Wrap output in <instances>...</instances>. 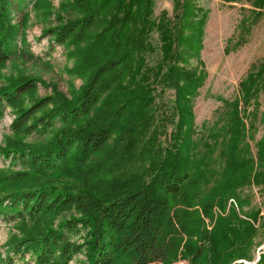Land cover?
<instances>
[{
    "label": "trees",
    "instance_id": "1",
    "mask_svg": "<svg viewBox=\"0 0 264 264\" xmlns=\"http://www.w3.org/2000/svg\"><path fill=\"white\" fill-rule=\"evenodd\" d=\"M77 1L75 10L81 9L82 17L44 31L57 45L82 44L114 2L116 9L108 19L113 27L110 36H115L112 40L100 35L91 46L90 60L98 65L76 99L57 92L33 97L36 80L0 91V121L5 107L14 110L9 127L14 138L0 148V157L9 162L0 170V221L18 223L21 235L8 244L11 249L7 258L0 257V264H14L10 253L23 264H70L79 255L85 256V264H173L182 248L195 264L249 259L255 228L232 208L223 213L236 189L264 182V110L255 160L245 143L246 121L258 115L264 94V60L240 83L236 100H221L225 127L210 133L209 142H195L191 148L193 104L204 80L200 73L178 65L183 50L198 55L200 49L192 37L185 36V30L198 26L191 0H173L174 21L166 15L155 20L151 0H96L91 7L83 5L85 0ZM255 2L256 7L264 6V0ZM19 5L20 1L0 0V65L26 53L28 47L18 46L11 24V14ZM194 30L199 32L198 27ZM153 33L160 37L162 60L148 70L145 58L153 52L148 43ZM150 80L175 92L174 147L165 154L155 153V158L145 156L133 178L125 176L93 189L74 173L105 151L114 136L122 141L129 132L127 123L148 119ZM104 101L109 103L102 110ZM137 107L138 112H133ZM48 134L46 143L14 140ZM220 145L222 165L213 158ZM64 173L82 181L67 182L61 179ZM108 190L112 191L104 194ZM215 208L221 214H215ZM208 219L215 222L211 231L205 228ZM196 237L207 242V249L197 246Z\"/></svg>",
    "mask_w": 264,
    "mask_h": 264
},
{
    "label": "rangeland",
    "instance_id": "2",
    "mask_svg": "<svg viewBox=\"0 0 264 264\" xmlns=\"http://www.w3.org/2000/svg\"><path fill=\"white\" fill-rule=\"evenodd\" d=\"M17 1H20L19 9L12 12L11 24L18 34V46H22L23 49L24 44H27L28 47L26 53L0 65V91L23 80H36L37 90L33 97L51 96L57 92L68 100H75L98 65H94V59L90 60L91 46H95L100 40L98 38L100 35L107 38L112 33L113 27L110 26L108 19L116 9L115 2L109 7L111 10L109 13L106 12L98 18L82 44L61 46L52 42L44 31L82 17L83 11L75 10V7L78 8V1L16 0V3ZM95 1L85 0L83 5L90 6V3L94 5ZM151 2L155 20L161 19L164 15L172 21L175 20L173 0ZM191 2L197 10L198 17L194 19V24L198 26L185 30V36L192 37L194 45H198L200 49L198 55L194 54L195 50H183L178 65L185 70L196 71L204 78L193 104V128L189 134L192 148L195 142L203 140L209 142L210 133L225 127V110L221 100L229 102L236 100L240 96V83L246 79L253 66L264 60V6L256 7L255 0L236 2L191 0ZM196 27L199 32H195ZM107 30L110 32L106 34ZM114 36L110 38L113 40ZM148 37L153 52L146 54L145 66L151 70L160 64L162 52L159 35L153 33ZM148 84L152 86L149 91L152 109L148 111V119L143 123L140 122L141 119L137 120L138 123L135 124L134 121L127 123L129 118L126 119L129 132L123 136L124 139L121 141L114 136L105 151L88 159L81 167V172L74 173L81 178L84 177L93 189L103 188L107 183L114 184L118 180L126 179L125 176L133 178L137 169L142 168L140 165L145 156L151 154L155 158L157 156L155 153L165 154L174 147L171 136L178 121L175 113V92L171 89L164 90L161 85L151 80L146 85ZM25 100L30 99L27 97ZM107 103L109 101H104L100 108L103 110ZM259 105L258 115L246 121L245 143L249 146L254 160L257 153L256 144L263 136L260 114L264 110V94L260 97ZM253 109L254 107L250 108V111ZM133 112H138V107ZM13 117L14 110L5 107L4 118L0 121V148L14 138L9 132ZM49 136L48 134L16 137L14 140L17 139L23 144H39L46 143ZM222 140L219 137V142ZM221 148L220 145L213 158L222 165ZM8 166L9 162L0 157V170ZM76 175L64 173L61 179L76 184L82 181ZM107 189L109 187L105 190ZM110 191L112 190L104 194ZM235 195L227 201V211L223 215L229 214L231 208L234 209L242 220H247L253 225L256 235L250 258L233 264H261V257L264 256V182L258 185L250 183L238 188ZM214 211L217 215L221 214L217 208ZM62 218L60 217L58 221ZM58 221H55V225ZM214 225L215 222L208 219L205 228L211 231ZM19 226L18 223L7 224L0 221V257L7 258L11 249L8 244L14 239L21 238ZM194 241L198 247L207 249L206 241L197 237ZM9 255L14 264H23L19 257L12 253ZM29 260L30 257L26 256V261ZM85 263V256L79 255L70 264ZM173 264L195 263L192 256L182 248L178 261Z\"/></svg>",
    "mask_w": 264,
    "mask_h": 264
}]
</instances>
